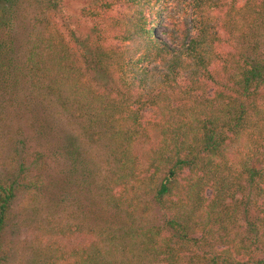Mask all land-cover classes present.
<instances>
[{
    "label": "trees",
    "instance_id": "1",
    "mask_svg": "<svg viewBox=\"0 0 264 264\" xmlns=\"http://www.w3.org/2000/svg\"><path fill=\"white\" fill-rule=\"evenodd\" d=\"M62 1L0 0V124L73 130L59 152L30 126L37 169L66 161V252L32 264H264V0H79L84 33ZM25 172L0 176V264Z\"/></svg>",
    "mask_w": 264,
    "mask_h": 264
},
{
    "label": "rangeland",
    "instance_id": "2",
    "mask_svg": "<svg viewBox=\"0 0 264 264\" xmlns=\"http://www.w3.org/2000/svg\"><path fill=\"white\" fill-rule=\"evenodd\" d=\"M243 1L236 0L235 4L241 5ZM80 6L79 0H64L61 3V11L63 15L71 17L74 29L84 33L88 22L80 18ZM163 31V27L156 29L158 37L164 38ZM96 77L101 80V76ZM31 109L36 110L33 119L28 110L24 109L18 114L9 112L10 120L0 124V176H9L13 170L17 171L19 164H24L26 172H29L26 184H32L28 193H18L11 204L12 216L2 232L1 243L5 261L1 264H32L37 256L46 251L47 245L54 248V244H58L66 252V161L58 158L57 163H51L47 159L41 167L45 169H37L42 160L40 156L32 157L34 145L43 147L45 141L44 138L40 142L34 139L30 126H35L38 130V126L42 124L38 122L43 117L47 122L44 125L49 127L48 134L52 135L49 143L52 147L49 149L54 150L55 146L59 152H63L62 148L66 147V143L60 145L63 141H57L56 135L63 131L72 132V122L67 121L66 117L58 120L52 115V110L47 109L44 112L45 109L32 105ZM145 149L136 148L142 158ZM13 150L16 160L11 163L8 156ZM40 150V153H44L43 148ZM229 153H235V148L230 149ZM61 156L66 158L64 153Z\"/></svg>",
    "mask_w": 264,
    "mask_h": 264
}]
</instances>
